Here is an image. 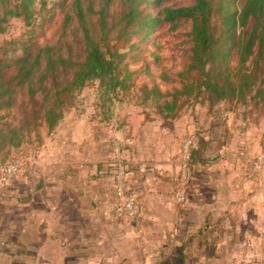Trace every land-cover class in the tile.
<instances>
[{
    "label": "crops",
    "instance_id": "1",
    "mask_svg": "<svg viewBox=\"0 0 264 264\" xmlns=\"http://www.w3.org/2000/svg\"><path fill=\"white\" fill-rule=\"evenodd\" d=\"M90 113L71 110L45 128L40 163L0 188V264H260L264 181L254 177L260 171L240 169L233 185L218 182L216 169H204L215 179L187 185L179 216L175 185L164 183L172 176L171 147L168 155L160 143L145 151L134 126L129 136L137 153H124L125 190L138 212L119 217L111 141L123 129ZM165 230L176 233L166 258L160 254Z\"/></svg>",
    "mask_w": 264,
    "mask_h": 264
},
{
    "label": "rangeland",
    "instance_id": "2",
    "mask_svg": "<svg viewBox=\"0 0 264 264\" xmlns=\"http://www.w3.org/2000/svg\"><path fill=\"white\" fill-rule=\"evenodd\" d=\"M100 1L33 0L28 17H10L0 30V67L3 69L0 78L13 75L18 66L15 58L23 55L27 46L52 45L62 47L63 51L70 46L75 58L81 55L83 45L76 3L85 10L87 24L92 28ZM191 1L170 0L164 5H189ZM87 6L93 10L88 11ZM143 6L153 14L160 8L148 1ZM109 11V20L118 21L119 0L110 4ZM189 30L190 22L176 28L163 24L146 36H143L145 30L138 31L126 47L122 42L116 44L114 49L125 53L124 71L120 75L125 78L124 84L111 88L106 82L92 79L75 90L62 108V117L71 110L77 113L91 108V116L95 114L100 121H111L117 129L122 127L120 138L130 137L135 126L145 151H151V147L154 150L156 143L165 146L164 154L171 147L166 161L170 162L167 172L172 176L165 175L164 183L175 185L172 193L179 206V216L187 197V185L201 179L207 183L215 177L201 174L204 169H216V178L222 184L235 185L239 170L244 168L260 171L262 175L254 177L264 181V101L254 97L253 89L244 97L213 103L195 85L183 87L179 73L189 47ZM173 100L172 106L166 105ZM37 108L38 105L28 100L26 89L19 90L13 106L0 108V164L31 149H38L42 155L41 134L48 128L40 114L35 113ZM127 128L130 130L125 131ZM128 149L129 154L136 155L135 145ZM142 160L151 161L150 158ZM136 165L129 167L133 174ZM180 189L184 196L181 201L177 198ZM172 232H163L161 256L167 255ZM256 249L257 261L263 264L264 238L257 240Z\"/></svg>",
    "mask_w": 264,
    "mask_h": 264
},
{
    "label": "trees",
    "instance_id": "3",
    "mask_svg": "<svg viewBox=\"0 0 264 264\" xmlns=\"http://www.w3.org/2000/svg\"><path fill=\"white\" fill-rule=\"evenodd\" d=\"M113 1H100L92 28L85 10L76 3L83 45L76 58L70 46L65 51L52 45L27 46L15 58L18 66L13 75L0 78V108L13 106L19 90L26 89L28 100L38 105L35 113L51 129L71 94L88 81L98 79L111 88L124 84L120 75L125 53L115 50L116 44L126 47L140 30L146 36L163 24L176 28L184 22H190V30L179 73L183 87L195 85L213 103L244 97L253 89L254 97L264 101V0H192L179 6L164 5L170 0H119V19L111 22ZM147 1L160 7L155 14L142 7ZM32 5L33 0H0V30L10 17H28ZM86 9L93 10L91 6Z\"/></svg>",
    "mask_w": 264,
    "mask_h": 264
},
{
    "label": "built area",
    "instance_id": "4",
    "mask_svg": "<svg viewBox=\"0 0 264 264\" xmlns=\"http://www.w3.org/2000/svg\"><path fill=\"white\" fill-rule=\"evenodd\" d=\"M188 143L185 147H187ZM133 145L134 141L130 137H115L111 141L112 182L117 200L115 212L119 217L124 215H134L138 212V206L134 198L125 190L126 164L124 153L128 148H132ZM41 156V152L38 149H31L3 164H0V188L6 190L10 178L15 174L27 167H36L40 163ZM183 197V190L180 189L177 193V198L181 201L183 200ZM175 234V232H172L171 237H174Z\"/></svg>",
    "mask_w": 264,
    "mask_h": 264
}]
</instances>
